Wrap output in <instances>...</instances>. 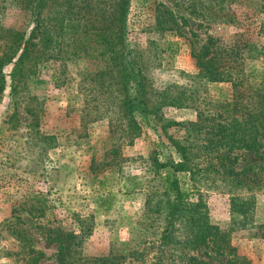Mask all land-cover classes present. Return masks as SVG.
<instances>
[{"label":"rangeland","instance_id":"rangeland-1","mask_svg":"<svg viewBox=\"0 0 264 264\" xmlns=\"http://www.w3.org/2000/svg\"><path fill=\"white\" fill-rule=\"evenodd\" d=\"M224 1V8L235 15L233 24L218 20L220 13L217 8L210 9V0H131V46L146 49L153 56L163 49L165 40L178 43L174 54L163 55L158 66L149 70L155 88L167 83L187 84L198 89L203 86L205 93L200 88L199 94L211 100L231 96L230 84L207 85L188 77L197 73L191 45L201 46L208 36L227 41L245 33L250 41H264L260 34L264 30V13H260L264 0H244L242 6ZM159 4L172 11L183 35L157 31L154 23ZM22 17L18 10L8 8L4 25H13ZM58 40L64 44L58 49L49 45L53 57L38 65L18 93L11 94L7 75L12 66L3 69L6 88L0 98V264H33L34 258L36 264H54L56 246L46 238L48 229L77 231L76 214L92 216L95 224L84 243V252L91 257L107 255L112 240L136 242L139 225L148 223L140 252L146 255L142 264H153L151 258L159 243H151L160 238L166 211L148 219L144 194L151 188L160 189L158 179L153 177V161L178 162L182 148L192 153L195 180H199L203 195L202 211L208 222L229 228L230 198L223 174L228 167L248 169L257 162L253 152L202 151L182 125L195 121L191 108L161 109L158 116L139 122L140 133L129 143L127 128L110 121L113 108L109 77L99 76L105 68V56L96 57L86 36L73 38L69 29ZM99 81L104 82L101 90L96 88ZM114 146L119 147L118 159L112 153ZM103 178L107 183L101 191L98 182ZM100 195V200L109 199L108 204L97 200ZM157 198L155 195L152 199ZM165 202L162 206L167 208ZM254 209V221L264 223V192L255 194ZM249 234L243 230L231 234L237 264H264V240L250 238ZM197 254L211 264H233L232 256L216 255L208 249Z\"/></svg>","mask_w":264,"mask_h":264},{"label":"trees","instance_id":"trees-1","mask_svg":"<svg viewBox=\"0 0 264 264\" xmlns=\"http://www.w3.org/2000/svg\"><path fill=\"white\" fill-rule=\"evenodd\" d=\"M243 1L232 3L242 6ZM224 3L210 0L209 7L218 9L220 15L216 17L221 23L233 24L235 15L224 8ZM8 8L18 10L23 17L5 26ZM130 9L131 0H0V98L6 88L3 69L12 66L7 76L11 94L18 93L38 65L53 57L48 52L49 45L61 47L64 42L58 39L69 29L73 38L86 36L96 57L105 56V68L99 76L109 77L113 108L110 121L127 128L129 143L140 133L139 122L158 116L161 109H193L195 121L182 125L189 129L193 143L202 151L253 152L257 162L241 171L232 167L224 171L231 214L230 226L225 230L208 222L202 211L203 195L199 180H195L197 171L191 152L182 148L178 162L154 160L153 177L158 179L160 189L151 188L144 194V206L150 214L148 219L164 210L166 219L160 238L151 243H159L151 260L155 261L153 264H211L197 254L208 249L216 255L232 256L230 261L237 264L236 248L231 244L233 232L247 231L250 238L264 240V223L254 221L255 194L264 192V41H250L247 34L239 33L227 41L208 36L201 46L191 45L197 73L188 77L207 85L230 84L229 98L211 100L207 95L201 96L199 89L203 91V86L198 89L167 83L155 88L149 70L158 66L163 55L174 54L178 43L165 40L163 49L153 56L146 49L131 46ZM155 13L154 24L159 33L183 35L170 9L159 4ZM260 13H264V5ZM260 34L264 37V30ZM73 55L78 54L73 51ZM103 87L104 82L99 81L97 90ZM114 147L112 153L118 159L119 147ZM106 183V178L98 182L101 191L106 189ZM155 195L160 199H152ZM100 198L101 195L97 200ZM100 201L108 204L109 199ZM164 201L167 208L162 206ZM74 216L77 231L48 229L46 238L56 246L54 264H142L145 260L146 255L140 251L148 223L139 225L136 242L112 240L107 255L91 257L85 254L84 243L95 226L92 216ZM33 260L36 264L37 258Z\"/></svg>","mask_w":264,"mask_h":264}]
</instances>
